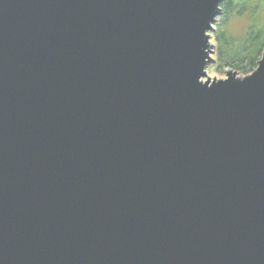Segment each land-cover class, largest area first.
<instances>
[{
  "label": "water",
  "instance_id": "water-1",
  "mask_svg": "<svg viewBox=\"0 0 264 264\" xmlns=\"http://www.w3.org/2000/svg\"><path fill=\"white\" fill-rule=\"evenodd\" d=\"M223 0H0V264H264V53L212 77Z\"/></svg>",
  "mask_w": 264,
  "mask_h": 264
},
{
  "label": "trees",
  "instance_id": "trees-1",
  "mask_svg": "<svg viewBox=\"0 0 264 264\" xmlns=\"http://www.w3.org/2000/svg\"><path fill=\"white\" fill-rule=\"evenodd\" d=\"M263 1L223 0L222 15L216 19L212 32L217 68L231 67L247 75L259 66L264 53V21L258 23L254 18L253 23L240 35L229 30V22L234 15L253 13L255 16Z\"/></svg>",
  "mask_w": 264,
  "mask_h": 264
},
{
  "label": "rangeland",
  "instance_id": "rangeland-1",
  "mask_svg": "<svg viewBox=\"0 0 264 264\" xmlns=\"http://www.w3.org/2000/svg\"><path fill=\"white\" fill-rule=\"evenodd\" d=\"M222 15V13L220 15H218V18ZM254 18L256 19V21L259 22H263L264 21V1L262 2V7L260 9L257 10V14L254 16L253 13L249 14H245L243 16H238V15H234L232 16V18L230 19L229 22V30L234 33V34H242L244 33V31L247 30V28L253 23ZM217 22V21H216ZM215 24L214 23V28L215 29ZM213 30L211 31V34H213ZM214 36L212 35V40H213ZM214 41V40H213ZM215 50H216V46H214V53H213V62L209 63L206 70L209 73L210 76L212 77H218V78H223L226 77V70L229 67L226 68H217V64L215 63L216 61V55H215ZM239 75H246L245 73H241L240 71H238Z\"/></svg>",
  "mask_w": 264,
  "mask_h": 264
}]
</instances>
